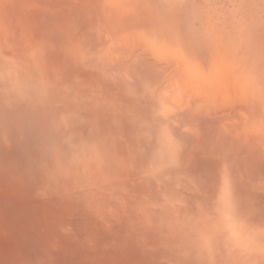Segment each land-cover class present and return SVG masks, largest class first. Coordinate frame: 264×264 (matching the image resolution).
<instances>
[{"label":"rangeland","instance_id":"rangeland-1","mask_svg":"<svg viewBox=\"0 0 264 264\" xmlns=\"http://www.w3.org/2000/svg\"><path fill=\"white\" fill-rule=\"evenodd\" d=\"M0 264H264V0H0Z\"/></svg>","mask_w":264,"mask_h":264}]
</instances>
